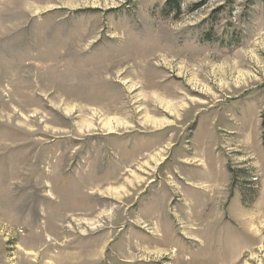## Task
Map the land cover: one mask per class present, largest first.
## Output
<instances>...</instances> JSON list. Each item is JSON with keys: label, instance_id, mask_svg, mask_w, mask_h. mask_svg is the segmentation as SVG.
Listing matches in <instances>:
<instances>
[{"label": "rangeland", "instance_id": "1", "mask_svg": "<svg viewBox=\"0 0 264 264\" xmlns=\"http://www.w3.org/2000/svg\"><path fill=\"white\" fill-rule=\"evenodd\" d=\"M167 1L0 0V264H264V0Z\"/></svg>", "mask_w": 264, "mask_h": 264}, {"label": "bare ground", "instance_id": "2", "mask_svg": "<svg viewBox=\"0 0 264 264\" xmlns=\"http://www.w3.org/2000/svg\"><path fill=\"white\" fill-rule=\"evenodd\" d=\"M1 146H2V145H1ZM2 178L5 179L4 175H3V174H0V180H1ZM249 221H250V220H249ZM38 235H41V234H38ZM41 238H42V237H41ZM50 239H51V238H50ZM41 240H42V239H41ZM51 242H52V241H50L49 244H51ZM53 247H55V246L50 245V246H47V247H45L44 249H42V251L40 252V256H41V258H42V255H43L44 252H47L50 248H53ZM64 249H67V246H65ZM47 257H48V256H47ZM26 263H28V261H27V257H26ZM237 263H238V261H237ZM237 263H236V264H237Z\"/></svg>", "mask_w": 264, "mask_h": 264}, {"label": "trees", "instance_id": "3", "mask_svg": "<svg viewBox=\"0 0 264 264\" xmlns=\"http://www.w3.org/2000/svg\"><path fill=\"white\" fill-rule=\"evenodd\" d=\"M167 4H168V6H170V5H173L174 4V1L173 0H168L167 1ZM175 6H176V9L178 8V5L177 4H175ZM264 141V140H263ZM264 144V143H263Z\"/></svg>", "mask_w": 264, "mask_h": 264}]
</instances>
